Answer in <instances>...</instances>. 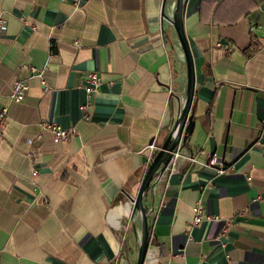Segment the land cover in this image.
I'll use <instances>...</instances> for the list:
<instances>
[{
    "label": "crops",
    "instance_id": "obj_1",
    "mask_svg": "<svg viewBox=\"0 0 264 264\" xmlns=\"http://www.w3.org/2000/svg\"><path fill=\"white\" fill-rule=\"evenodd\" d=\"M184 2L196 74L184 150L197 161L179 158L144 197V264H264V0ZM161 9L162 0H0V101L9 109L0 264H135L140 223L122 225L128 196L150 163L146 145L166 140L186 91L183 49ZM44 64L47 89L29 76ZM88 71L101 77L90 96ZM16 78L28 89L10 102ZM42 119L76 133L54 142ZM210 158L232 166L217 172ZM197 202L212 218L193 224Z\"/></svg>",
    "mask_w": 264,
    "mask_h": 264
},
{
    "label": "water",
    "instance_id": "obj_2",
    "mask_svg": "<svg viewBox=\"0 0 264 264\" xmlns=\"http://www.w3.org/2000/svg\"><path fill=\"white\" fill-rule=\"evenodd\" d=\"M185 0H173L170 13H166L167 0H162L161 16L168 18L177 33L178 41L182 46L184 60L186 63V85L185 94L181 100V106L179 108L176 120L169 131V135L163 142L160 148L155 152L152 159L149 161V165L144 172V177L137 189L136 195L128 196L133 205V213L131 215L132 223L138 221L140 223L139 237H138V252L135 259V264H144V260L147 253V246L149 243L150 233L149 224L147 219V209L143 204L144 197L149 191L153 190V186L158 181V174L162 173L169 164L172 151L176 150L177 145L184 146L188 135L192 132L195 120L192 114V100L195 93V76L194 74V60H192V54L190 45L184 31L183 24V10L185 7ZM153 141L151 138L150 142ZM157 177L155 180H153Z\"/></svg>",
    "mask_w": 264,
    "mask_h": 264
},
{
    "label": "built area",
    "instance_id": "obj_3",
    "mask_svg": "<svg viewBox=\"0 0 264 264\" xmlns=\"http://www.w3.org/2000/svg\"><path fill=\"white\" fill-rule=\"evenodd\" d=\"M73 4L75 6H79V0H72ZM7 28V23L5 18L0 15V38L1 35L5 32ZM252 30V28H250ZM232 48V45L228 44V46L225 47V51H230ZM53 54V50H51L50 55ZM47 69V66L44 65H39V66H34L30 65L29 70H30V77H35L39 79L42 82L43 88L47 89L48 85L46 83V80L44 79V73ZM87 85L85 86V91L87 92L88 96L95 92L101 82V77H99V74L95 71H88L85 75ZM28 89V80L27 78H16L13 85H12V90L9 93V101L12 102H20L23 101L26 97V91ZM90 97L84 101V103L80 104L79 107L84 110V108L89 107ZM8 104L2 103L0 101V130L5 126V121L8 116ZM84 116L87 118L88 113H84ZM41 129L47 130L51 133L53 136L54 142L60 141V140H67L69 139L73 134L76 133V128L73 126H70L69 128L63 127L59 123L55 122H50L48 120L42 119L40 123ZM33 138H28V142H32ZM146 147L149 148L150 150V155H149V161L152 159V155L157 152V150L160 148L159 145H156L155 141L149 142ZM181 157L188 158L189 160L192 161H197L192 155H189L188 153H185L184 146H180V144L177 145L176 150L172 151L171 158L169 159V164L166 167V169L158 174L159 178L158 181L163 177V173L165 171L172 172L173 169L176 168L177 166V160ZM215 163H218V166L216 167L217 172H224L230 169L232 164L229 166H225L220 162H216V159L210 158L209 161L206 163V165L214 166ZM157 177H155L153 180H155ZM157 181V183H158ZM156 183V184H157ZM155 184V185H156ZM153 186V188L155 187ZM133 203V202H131ZM193 211V224H198L201 221H203L204 218L209 219L212 218L210 215H207L206 212L204 211L203 204L197 202L196 204L193 205L192 207ZM217 218L216 216H213ZM131 219V218H129ZM231 224V221L228 220L225 223V228ZM225 228L223 230H225ZM124 237V236H123ZM119 264H126L122 258H120Z\"/></svg>",
    "mask_w": 264,
    "mask_h": 264
},
{
    "label": "rangeland",
    "instance_id": "obj_4",
    "mask_svg": "<svg viewBox=\"0 0 264 264\" xmlns=\"http://www.w3.org/2000/svg\"><path fill=\"white\" fill-rule=\"evenodd\" d=\"M127 213H129V215H131V214L133 213V205L129 207V209L127 210ZM129 218H131V217L129 216ZM129 218H124L125 221L127 220L126 223H125V225H124V222H122V225H123V226H127V225H128L127 228H129V225H130V223L132 222ZM136 223L139 224L138 221H137ZM122 225H120V226H122ZM124 230H125V229H123V228L121 229V227L119 228V231H121L120 234H122V236L120 237V240L122 241V242H121L122 245H124V241H125V236H124V234H123ZM123 236H124V237H123ZM122 248H123V247H122ZM136 256H137V255H136ZM135 259H136V258H135Z\"/></svg>",
    "mask_w": 264,
    "mask_h": 264
},
{
    "label": "trees",
    "instance_id": "obj_5",
    "mask_svg": "<svg viewBox=\"0 0 264 264\" xmlns=\"http://www.w3.org/2000/svg\"><path fill=\"white\" fill-rule=\"evenodd\" d=\"M257 49V45L256 46H254V48L252 49V50H250V52L251 53H253L254 52V50H256Z\"/></svg>",
    "mask_w": 264,
    "mask_h": 264
}]
</instances>
